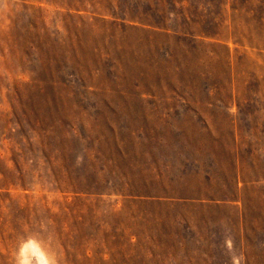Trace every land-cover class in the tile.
Wrapping results in <instances>:
<instances>
[{"label":"rangeland","instance_id":"374dc122","mask_svg":"<svg viewBox=\"0 0 264 264\" xmlns=\"http://www.w3.org/2000/svg\"><path fill=\"white\" fill-rule=\"evenodd\" d=\"M31 241L264 264V0H0V264Z\"/></svg>","mask_w":264,"mask_h":264},{"label":"clouds","instance_id":"9594fccd","mask_svg":"<svg viewBox=\"0 0 264 264\" xmlns=\"http://www.w3.org/2000/svg\"><path fill=\"white\" fill-rule=\"evenodd\" d=\"M20 256L22 258L18 261V264H32L33 259L35 264H54L35 241L29 242L28 245L22 248Z\"/></svg>","mask_w":264,"mask_h":264},{"label":"trees","instance_id":"16d2710c","mask_svg":"<svg viewBox=\"0 0 264 264\" xmlns=\"http://www.w3.org/2000/svg\"><path fill=\"white\" fill-rule=\"evenodd\" d=\"M161 31H168L166 27H158Z\"/></svg>","mask_w":264,"mask_h":264}]
</instances>
